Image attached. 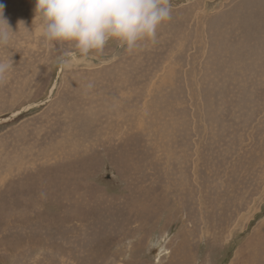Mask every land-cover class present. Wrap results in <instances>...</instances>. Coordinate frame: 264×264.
I'll return each instance as SVG.
<instances>
[{
  "label": "rangeland",
  "instance_id": "obj_1",
  "mask_svg": "<svg viewBox=\"0 0 264 264\" xmlns=\"http://www.w3.org/2000/svg\"><path fill=\"white\" fill-rule=\"evenodd\" d=\"M0 4V264H264V0H170L73 68Z\"/></svg>",
  "mask_w": 264,
  "mask_h": 264
},
{
  "label": "clouds",
  "instance_id": "obj_2",
  "mask_svg": "<svg viewBox=\"0 0 264 264\" xmlns=\"http://www.w3.org/2000/svg\"><path fill=\"white\" fill-rule=\"evenodd\" d=\"M0 4V48L13 32ZM171 18L170 0H34L31 27L18 22L45 47L67 45L61 65H86L110 41L132 51L155 41L158 28ZM12 68L10 57L0 59V80Z\"/></svg>",
  "mask_w": 264,
  "mask_h": 264
},
{
  "label": "bare ground",
  "instance_id": "obj_3",
  "mask_svg": "<svg viewBox=\"0 0 264 264\" xmlns=\"http://www.w3.org/2000/svg\"><path fill=\"white\" fill-rule=\"evenodd\" d=\"M253 263V262H252Z\"/></svg>",
  "mask_w": 264,
  "mask_h": 264
}]
</instances>
